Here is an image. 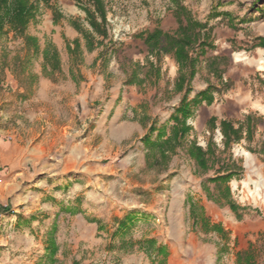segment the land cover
<instances>
[{"label":"rangeland","instance_id":"1","mask_svg":"<svg viewBox=\"0 0 264 264\" xmlns=\"http://www.w3.org/2000/svg\"><path fill=\"white\" fill-rule=\"evenodd\" d=\"M27 1L34 7L35 15L27 24L25 34L34 35L33 33L37 31L35 24L40 21L39 2L44 5L46 0ZM110 1L112 0H101L104 7L102 22L96 12L95 17L101 22L108 40L113 43L106 27V13L111 5ZM162 1L164 0H139L138 4L131 5V3L124 4L125 0H116V8L122 14L132 15L135 20L149 16L151 22L158 18L155 12L160 10L162 4L167 5L165 14L182 5L191 12L193 19L198 22L204 21L196 19L204 7L199 5L201 0H191V5L188 0H166L165 3ZM89 2L93 5L91 0ZM202 3L207 9L206 17L211 6L205 0H202ZM79 6L83 7L80 3ZM256 17L258 16H254L251 20ZM86 26L90 27L87 23ZM8 32H12V37L8 36ZM34 36L39 42L38 37ZM16 43L25 44L22 34H15L10 28L0 33L2 50L0 61L3 66L6 64L7 55H13L17 49ZM244 44L232 45L231 48L216 44L200 57V62L195 66L194 85H201L200 91H203L208 83H212L207 93L215 92L217 99H213V104L210 105L208 101L205 100L204 103L198 98L200 102L195 104L194 99L192 100L193 96L191 97V109L194 114L199 115L200 124L194 123V117H191V132L189 130L186 133L174 150H165L164 156L159 151L154 157L149 155V149L143 141L145 148L143 147L139 152L133 150L127 156L121 153L112 161L105 158L92 168L90 164L88 165L86 140L81 142L80 137L74 136L75 132L70 131V134H64L70 142L72 161L55 159L62 157L60 153L52 155L41 162L38 176L30 179L25 177L16 191L17 184L7 179L8 196L6 195L2 202L7 205L10 212L14 209L22 217V213L28 215L33 211L37 206L36 202L40 200L39 195L32 192L33 182L38 183L35 189L40 190L50 183L59 186L60 183L64 184L65 180L70 181L68 178L45 179L43 175L50 172L68 169L83 172L84 177L72 181L78 180L83 186L85 219L89 222L95 220L100 227L94 230V225L92 228L84 222L82 227L75 231L74 237H61L63 230L58 234L59 237H50L54 226L49 222H39L35 224L36 237L21 236L4 239L7 242L0 244V263L203 264L204 262L197 258L191 261V242L188 238L193 233L199 240L215 245V250L209 253L205 264H241L246 255L250 257L251 264H264V188L261 192L263 200L258 201L256 206L237 202L231 190L232 180L242 177L244 169L243 157L235 154L233 148L237 143L242 144V147L253 157L255 165L261 166L264 172V70L257 67L258 60L264 58V48H254L252 43L248 42ZM235 52L241 53L245 59L234 61ZM219 55H222L218 63L220 73H213L209 62L212 57ZM25 56V58L28 56L27 50ZM152 56L150 61L155 60L154 53ZM18 61V57L13 59L12 71L17 77L22 78L21 69L27 64V60L24 63ZM142 66L146 67V65ZM141 67L139 71L144 74ZM146 87L148 90L143 91L146 94L141 99L144 108L139 115L140 120L142 122L152 120L155 127L163 126L168 133L173 123V110L180 103L181 94L174 95L172 88H168L166 84L159 86L160 89H155V83L147 82ZM144 109L149 113L143 112ZM210 116L217 118V122L210 124ZM223 118L237 126L242 125L240 136L236 139L230 138L228 144H225L226 138L219 124V119ZM104 120L105 116H101L99 126L101 135L107 132ZM216 127L220 128L223 135L221 146H218L213 138ZM161 128L159 127L158 130ZM158 130H148L146 138L157 140ZM207 131L209 134H206ZM85 133L84 131L83 136ZM152 136L156 138L151 139ZM202 140L205 144H200ZM134 142L129 148L134 146ZM191 144L203 150L209 144L212 145L214 157L209 161L211 164L209 169L202 170L191 157L189 154ZM105 146L106 144L102 142L101 153ZM26 152L27 155L44 156L43 148L40 146L32 148L29 146ZM225 167L231 168L234 174L228 181L215 184L212 178L220 172L223 173ZM76 173L80 172L76 171ZM220 187L228 188L226 196L221 194ZM46 225L48 231L45 229ZM215 225L219 230L213 229ZM50 226L52 228L49 230ZM53 238L61 247V252L56 257H53L48 250L51 248L50 240ZM159 246H162V253H156ZM7 255H9L8 259H6Z\"/></svg>","mask_w":264,"mask_h":264},{"label":"crops","instance_id":"2","mask_svg":"<svg viewBox=\"0 0 264 264\" xmlns=\"http://www.w3.org/2000/svg\"><path fill=\"white\" fill-rule=\"evenodd\" d=\"M81 1L46 0L44 5L39 2L40 21L35 24L37 31L33 33L39 39L38 48L35 50L16 43L17 49L13 55H7L6 64L3 66L0 61V244L6 243L4 239L10 237H36L35 224L39 222H49L54 226L50 237H59L62 230L61 237H74L84 222L92 228L94 225V230L100 227L95 220L89 222L85 219L83 186L78 180L72 181L84 177L79 170L76 171L80 173L68 169L43 175L45 179L70 180L59 186L50 183L38 190L35 189L38 183L33 182L32 192L39 195L40 200L28 215L22 213L20 217L14 209L10 212L2 202L8 194L7 179L17 184L16 191L25 177H37L41 162L52 155L60 153L62 157L55 159L72 161L70 142L64 133L74 131L73 135L79 136L81 142L86 140L88 165L92 168L105 158L112 161L121 153L127 156L130 151L139 152L145 148L143 141L147 131L163 127H155L152 120H140L139 115L144 108L141 99L146 94L143 91L148 90L147 82L155 83V89H160L163 84L171 87L174 95L181 94V99L184 98L183 102L190 108L192 96V100L200 98L204 103L212 97L208 101L212 105L213 99H217L215 92L207 93L212 83L200 91L202 86L194 85L193 78L195 66L206 50L216 44L231 48L246 42L252 43L254 48H264V0H205L211 10L197 27L185 26L184 15L177 9H171L151 22L147 16L144 32L119 44L108 40L102 26L100 30L86 26L84 9L92 11L93 5L89 0ZM188 2L191 5V0ZM254 16L258 17L251 20ZM188 17L193 19L191 12H188ZM154 31L159 35L160 43L151 50L145 37ZM7 34L12 37V32ZM184 34L189 40L186 50L175 54L174 42ZM169 40L173 47L166 51ZM153 53L155 60L150 61ZM15 57H18V63L27 60L21 69L22 78L12 71ZM212 58L221 61L222 55ZM142 65H151L150 72H140ZM143 112L149 113L147 109ZM101 116H105L107 132L104 135L99 134ZM191 117H194V123L201 121L192 110L187 118L190 127ZM102 142L106 146L101 153ZM133 142L134 146L129 148ZM29 146L42 147L44 156L27 155ZM21 208L24 209L23 206ZM45 229L48 231L47 225ZM53 239L57 247L53 257H56L61 247ZM188 240L191 242V261L197 258L205 264L215 245L199 240L193 233ZM11 247L13 249V244ZM156 253H162V246Z\"/></svg>","mask_w":264,"mask_h":264},{"label":"trees","instance_id":"3","mask_svg":"<svg viewBox=\"0 0 264 264\" xmlns=\"http://www.w3.org/2000/svg\"><path fill=\"white\" fill-rule=\"evenodd\" d=\"M91 1L93 2V10L89 11L87 9H84L87 16V22L94 29L100 30L101 22L104 18V7L101 0ZM95 12L100 15L101 22L97 21L95 17ZM177 12L184 15L185 26L197 27L200 25L198 21L194 19H189L188 11L184 7H182V5H179L177 7ZM34 15V7L30 5L27 0H0V33L4 32L6 28H10L15 34H22L24 36L25 45L27 47L33 46V48L36 50L38 48L37 38L34 35L25 34V28L29 23L30 19L34 17ZM145 42L151 50H154L157 44L160 43L159 35L155 31L150 34H147L145 37ZM188 42L189 40L187 39L186 34L176 39L174 42L175 54H182V52L184 53L186 50L185 46L188 44ZM199 45H201V43H199ZM172 47V41L169 40L167 42V47H165V50L171 51ZM219 62L220 60L218 58H213L209 62V66L213 73H220V69L218 68ZM141 69H143L144 74H147L150 72L151 65H147L146 67L142 66ZM207 100L211 101L212 97L207 98ZM183 101L184 98L181 99L179 105L176 108V111L172 114L173 123L171 124L168 133L166 132V128L162 127L158 130L157 140L152 141L148 137L145 138V144L149 149V155L154 157L157 151H159V153L163 155L165 150H174V147L180 144L181 139L190 130V126L187 123V118L192 113V109L188 106L187 103H184ZM199 102L200 101L198 100V98H194L193 103L198 104ZM215 119V117H210V124H213ZM219 124L226 138L225 144H228L230 138L236 139L240 136L242 125L234 127V125L226 119H220ZM151 130L153 129L151 128ZM189 154L197 162L198 166L202 170H207L211 166V164H209V161L214 157V149L211 144H209L205 150L196 146L195 144H191L189 146ZM224 170L225 171H223V173L220 172L212 178L215 184L228 181L229 178L234 174V171H232L231 168L228 169V167H225ZM220 190H222V195L226 196L228 194L227 187H223V189L221 188ZM231 208L234 209V207L232 206ZM213 229L219 230V227L215 225ZM150 242H152V240H150ZM50 244L51 248L49 249V252L52 256H54L57 250L54 239L50 240ZM241 264H251L250 257L246 255L244 257V261Z\"/></svg>","mask_w":264,"mask_h":264},{"label":"built area","instance_id":"4","mask_svg":"<svg viewBox=\"0 0 264 264\" xmlns=\"http://www.w3.org/2000/svg\"><path fill=\"white\" fill-rule=\"evenodd\" d=\"M109 1V0H108ZM124 1V0H123ZM139 0H125L124 4H138ZM166 2V0L162 1ZM108 12L106 13V27L108 35L114 44L131 39L135 34L146 29L147 18H139L140 20L133 19L132 15L122 14L116 8V0L110 1ZM200 6H204L202 13L197 15L196 19L203 20L206 14V6L199 3ZM167 6V5H166ZM165 4L159 7V11H156L158 17H162L166 11ZM133 13V12H132ZM135 18V17H134ZM206 134H209L207 131ZM213 138L218 146H221L223 135L219 127H216L213 131ZM200 144H205L202 140ZM235 154L243 157L244 169L242 177L232 180V194L237 202L242 204L248 203L252 206H256L258 201L263 200L261 195L262 189L264 188V172L261 166L255 165L254 159L251 154L246 151L242 144L237 143L234 147Z\"/></svg>","mask_w":264,"mask_h":264},{"label":"bare ground","instance_id":"5","mask_svg":"<svg viewBox=\"0 0 264 264\" xmlns=\"http://www.w3.org/2000/svg\"><path fill=\"white\" fill-rule=\"evenodd\" d=\"M233 57H234V61H242V60L245 59V58L242 56V54L239 53V52H235V53L233 54ZM257 67H258V69H260V70H264V58H260V59L258 60V65H257Z\"/></svg>","mask_w":264,"mask_h":264}]
</instances>
